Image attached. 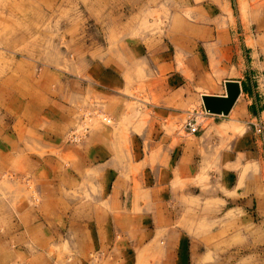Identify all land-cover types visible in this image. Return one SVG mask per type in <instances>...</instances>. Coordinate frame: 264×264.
<instances>
[{"label": "rangeland", "instance_id": "1", "mask_svg": "<svg viewBox=\"0 0 264 264\" xmlns=\"http://www.w3.org/2000/svg\"><path fill=\"white\" fill-rule=\"evenodd\" d=\"M258 4L263 5L264 0H249L247 8V0H238L239 11L236 0H0V88L5 80L13 82L12 90L6 95L3 92V101L0 100V139L7 125L11 133L12 124L21 123L23 118L18 104L21 106L27 98L17 102L14 109L19 113H14L12 108L13 96L23 98L18 86L42 83L48 79L47 68L60 67L68 72L69 65L77 59H118L126 73L132 67L137 82L135 92L142 93L151 87L161 91L152 98L158 104L163 89L177 78L176 84L183 91L178 92L180 97L175 92L173 101L187 93L190 101L179 123L176 118L164 121L165 134L171 136L179 130L186 135L183 130L189 120L202 128L196 135L210 124L215 127L223 124L219 133L211 131V136L198 140L204 152L194 153V160L202 162L198 165V174L184 182L198 183L203 195L197 203L184 205L182 225L188 230L191 243L200 248L189 264H264L263 121L246 122L243 103H239L242 107L237 104L235 108V118L242 121L241 125L223 123L229 117L205 114L204 107L199 108L202 91L195 83L198 69L188 64L192 55L198 56L207 77L223 87V80L235 78L233 64L241 57L246 67L251 64L254 69L255 85L264 98V12L262 8L254 10ZM224 7L231 8L230 15L218 13ZM228 17L232 28L228 27ZM258 21L263 23L260 28L256 26ZM223 29L225 34L221 32ZM134 47L143 48V59L131 58L130 49ZM49 77L48 83L53 86L55 78ZM167 104L176 109L172 101ZM91 112L92 119L85 121L90 125L89 132L102 124L98 120L100 115L94 113L106 115L84 110L79 116ZM143 115L144 121L147 114ZM18 132L19 140L9 144L22 147L27 153L22 154L20 150L13 157L0 156L2 231L8 210H16L21 204L38 207L41 200L36 183L54 182L53 161L52 166L47 164L51 171L39 161L55 157V151L41 149V140L33 131ZM25 135L28 139H23ZM192 136L187 137L193 139ZM65 140L71 144L67 136ZM3 145L1 139L0 146ZM127 146L126 140L119 141V147ZM75 162V158L66 156L62 165L69 169L70 163ZM224 184L239 195L231 197ZM231 200H234L232 204ZM46 236L47 244L53 243V237ZM60 253L61 258L70 254L66 246ZM94 254H102L103 260L107 259L103 264H108L109 254L90 253L88 260ZM129 254L131 259L133 255L137 257V264H161L167 255L160 245L157 249Z\"/></svg>", "mask_w": 264, "mask_h": 264}, {"label": "crops", "instance_id": "2", "mask_svg": "<svg viewBox=\"0 0 264 264\" xmlns=\"http://www.w3.org/2000/svg\"><path fill=\"white\" fill-rule=\"evenodd\" d=\"M236 3L241 11L238 0ZM257 8L264 12V4H258L254 10ZM230 9L224 7L218 13L230 15ZM227 22L232 28L229 17ZM256 26L260 28L263 23L258 21ZM221 32L225 34L226 30ZM137 50L130 49L131 58L143 59V48ZM234 50L237 52L236 46ZM116 60L77 59L69 65L68 72L60 67L47 68L48 79L42 83L17 85L23 98L13 96L12 108L19 113L14 109L17 102L27 98L21 106L18 104L23 118L21 123L12 124L11 133L8 125L6 133L2 132L5 145L0 146V156L8 158L21 151L26 154L24 148L9 143L19 140V130H31L41 140V149L55 151V157L39 161L48 170L47 164L52 166L53 161L54 182L36 183L41 200L38 207L21 204L4 214L7 223L4 231L0 229V264H89L88 256L95 252L109 254L108 264H137V257L133 255L131 259L129 253L157 249L159 245L167 253L161 264H189L195 252L200 251L197 244L191 243L189 232L182 225V215L186 205L203 198L202 189L198 183L184 182L198 174L202 160L195 162L194 153L204 152L198 140L211 136V131L219 133L223 124H210L199 135L196 134L201 127H197L195 134L184 128L186 135L177 130L167 136L162 130L164 121L176 118L179 123L190 101L188 93L173 101L174 93L183 91L176 84L179 79H172L163 89L159 104L154 103L153 95L161 91L151 87L142 93L135 92L137 82L132 67L126 73L124 65ZM188 64L198 69L195 83L202 91L200 96L223 97L226 82L239 85L238 99L223 123L241 125L242 121L235 118V108L243 103L246 122L260 119L264 125L263 93L255 85L257 76L251 64L246 67L240 57L233 64L235 78L223 80V87L207 77L198 56L192 55ZM49 76L55 78L53 86L48 83ZM12 84L5 80L1 86V101L2 93L11 91ZM169 101L176 109L169 107ZM199 108H203L202 103ZM84 110L105 113L112 125L98 124L80 143L68 144L66 136L79 126V114ZM143 114H147L144 121ZM190 135L193 139L188 138ZM120 140H126L127 148L119 147ZM66 156L76 160L69 169L62 165ZM133 171L135 174H130ZM224 185L231 197L239 195ZM47 234L53 237V243L47 244ZM65 246L70 254L61 258Z\"/></svg>", "mask_w": 264, "mask_h": 264}, {"label": "built area", "instance_id": "3", "mask_svg": "<svg viewBox=\"0 0 264 264\" xmlns=\"http://www.w3.org/2000/svg\"><path fill=\"white\" fill-rule=\"evenodd\" d=\"M94 114L100 115V117L98 119L100 123H102L103 125H110L111 119L108 116L103 115V114H99V113H94ZM205 114H207V113L205 112ZM92 115H93V112L87 113L86 115H83L81 117V121H80L79 126L77 128H74L73 130H71L67 135V139H68L69 143L78 144L87 136V134L89 133V130H90V127H89L90 125L85 124V121H86V118L92 119ZM197 127L198 126L196 125L195 121H193V120L187 121L185 126H184L185 130L190 134H195L198 130ZM257 132L258 133L261 132L260 127L257 128ZM102 260H103L102 254H94L90 258L89 264H101Z\"/></svg>", "mask_w": 264, "mask_h": 264}, {"label": "water", "instance_id": "4", "mask_svg": "<svg viewBox=\"0 0 264 264\" xmlns=\"http://www.w3.org/2000/svg\"><path fill=\"white\" fill-rule=\"evenodd\" d=\"M226 97H202L204 110L215 116H227L235 104L239 93L237 83H225Z\"/></svg>", "mask_w": 264, "mask_h": 264}, {"label": "bare ground", "instance_id": "5", "mask_svg": "<svg viewBox=\"0 0 264 264\" xmlns=\"http://www.w3.org/2000/svg\"><path fill=\"white\" fill-rule=\"evenodd\" d=\"M144 24V23H143ZM62 40V39H61ZM226 83H233V82H226ZM240 94V93H239ZM202 97H213V96H209V95H206V94H203L202 96H201V100H202ZM223 97H226V96H223ZM238 99V98H237ZM237 101V100H236ZM202 103H203V101H202ZM234 106V105H233ZM232 109V108H231ZM231 111V110H230ZM229 111V112H230ZM206 112V111H205ZM207 113V112H206ZM229 114V113H228Z\"/></svg>", "mask_w": 264, "mask_h": 264}]
</instances>
